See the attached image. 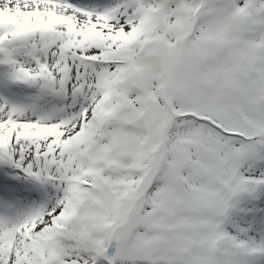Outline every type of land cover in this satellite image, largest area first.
Returning a JSON list of instances; mask_svg holds the SVG:
<instances>
[{"label": "snow or ice", "instance_id": "snow-or-ice-1", "mask_svg": "<svg viewBox=\"0 0 264 264\" xmlns=\"http://www.w3.org/2000/svg\"><path fill=\"white\" fill-rule=\"evenodd\" d=\"M0 264H264V0H0Z\"/></svg>", "mask_w": 264, "mask_h": 264}]
</instances>
